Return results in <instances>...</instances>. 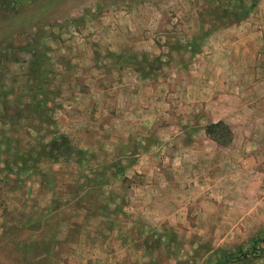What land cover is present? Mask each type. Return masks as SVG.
I'll list each match as a JSON object with an SVG mask.
<instances>
[{
  "label": "rangeland",
  "instance_id": "374dc122",
  "mask_svg": "<svg viewBox=\"0 0 264 264\" xmlns=\"http://www.w3.org/2000/svg\"><path fill=\"white\" fill-rule=\"evenodd\" d=\"M231 4L0 0V264H264V155L205 134L186 49Z\"/></svg>",
  "mask_w": 264,
  "mask_h": 264
},
{
  "label": "crops",
  "instance_id": "0c3cea01",
  "mask_svg": "<svg viewBox=\"0 0 264 264\" xmlns=\"http://www.w3.org/2000/svg\"><path fill=\"white\" fill-rule=\"evenodd\" d=\"M229 1L232 4L223 14L225 21L212 27L205 42L197 43L193 34L191 41H187L186 49L193 50L189 53L195 84L193 104L196 110H208L210 124L221 122L226 126L231 135V145H241V149L245 147L248 151L253 146L255 153L263 156L264 0ZM109 13L111 17L115 16L114 11ZM86 43L85 45H89V41ZM84 81L92 82L89 78ZM93 96L95 95L92 93L86 96L88 103ZM96 96L98 99V95ZM182 99H187L186 95ZM109 100L111 99H106L107 104L104 105L98 100L82 110L94 113L93 109H97V115L100 112L106 113V109L116 107L115 103H108ZM77 108L80 106H76ZM68 113L70 116L64 117L65 122H68L65 127L71 128L72 121L79 113ZM89 124L91 128L94 126L93 123ZM66 128L64 130L67 131ZM97 143L102 145L101 142ZM92 146V143L86 145L91 149Z\"/></svg>",
  "mask_w": 264,
  "mask_h": 264
},
{
  "label": "trees",
  "instance_id": "16d2710c",
  "mask_svg": "<svg viewBox=\"0 0 264 264\" xmlns=\"http://www.w3.org/2000/svg\"><path fill=\"white\" fill-rule=\"evenodd\" d=\"M214 131H216V133L219 137H220V134H224V135L229 134V130L225 126L223 127L220 122L215 123V124H207L204 128V132L208 136H211L212 132H214ZM223 140H224L223 144L225 145L228 142V137L226 139H223ZM49 145L52 149H55V148L59 147L60 145H62V146L66 145L65 137L61 136V137H57L55 139H52V140H50ZM254 247H255V245L252 247V250L256 251V249ZM256 253H257V256H259L262 254V251H260V249H258ZM235 256L236 255L234 253L233 254H223L217 259L215 264H225V262L228 259H230L231 257H235ZM241 256L246 257V253H242Z\"/></svg>",
  "mask_w": 264,
  "mask_h": 264
}]
</instances>
